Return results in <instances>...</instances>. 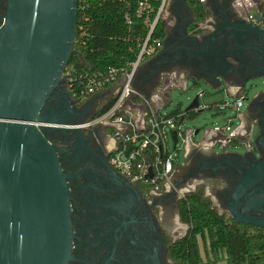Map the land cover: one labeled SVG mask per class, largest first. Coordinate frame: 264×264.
<instances>
[{
    "label": "water",
    "instance_id": "water-1",
    "mask_svg": "<svg viewBox=\"0 0 264 264\" xmlns=\"http://www.w3.org/2000/svg\"><path fill=\"white\" fill-rule=\"evenodd\" d=\"M183 9L193 14L186 0H181L179 12ZM78 18L79 0H7L0 26V264H69L72 260L71 197L67 183L70 175L64 172L49 135L57 130L80 131L72 126L96 115L83 118L79 114L77 101L70 96L65 83V71L74 54ZM263 19L264 7L263 13L256 16V23L235 21L214 27L209 35L190 37L187 31L181 34L179 18L176 29L167 33L162 50L144 64L145 70L152 72L149 81L142 83L138 72L137 90L148 96L147 83L151 85L155 80L162 88L171 67L180 63V55L190 53L185 86L193 77L212 90L225 87L230 94V88H237L238 95L230 94L237 98L247 84L259 82L263 87L256 86L258 90L252 99L255 100L264 94V28L258 25ZM224 28L230 29L223 37L230 40L229 47L225 41L218 44ZM239 65V69L245 67L246 73L254 70V75L242 81H229L228 75ZM114 94L112 89L90 99ZM204 94L199 93L187 107L185 118L190 112H195V116L205 112L200 103ZM169 100L168 94L164 106ZM249 100L246 97L245 101ZM181 115L178 108L164 119H178ZM71 116L79 119L72 120ZM210 131H205L200 143L192 141L200 130L194 131L191 138L186 137L190 147L201 146ZM172 139L176 150L178 131L172 133ZM251 139L233 141L246 144L247 153L224 154H250ZM263 168L264 163L250 168L236 184L230 202L233 220L262 229L264 218L243 214L238 211L237 202L262 176Z\"/></svg>",
    "mask_w": 264,
    "mask_h": 264
},
{
    "label": "flooded vegetation",
    "instance_id": "flooded-vegetation-1",
    "mask_svg": "<svg viewBox=\"0 0 264 264\" xmlns=\"http://www.w3.org/2000/svg\"><path fill=\"white\" fill-rule=\"evenodd\" d=\"M199 7L203 11L192 8L193 14L187 9L181 11V34L187 31L190 37L209 35L214 27L248 21L247 15L234 5V0H207ZM6 10L7 0H0V26ZM199 17L203 20L199 21ZM229 30L224 28L220 32L218 44L225 41L228 47L231 45L228 38L223 40ZM191 58L190 53H183L177 65L189 69L187 62ZM239 67L228 75L229 81H242L254 75V70L246 73L245 67ZM156 85L157 80L152 82L148 92ZM252 99L247 102V110L239 112L240 128L245 131L243 140L252 138L248 143L250 154L232 157L224 154L227 150L216 154L215 149L207 145L210 142L207 137L201 147L190 148L185 166L175 170L172 183L176 189L163 194L141 190L111 165L115 145L112 129L98 126L50 133L62 168L70 175L67 183L73 241L69 264H176L171 258V246L186 237L190 230L181 218V202L188 193L198 190H203L212 208L233 220L230 202L236 184L250 168L264 163V94ZM112 100L113 97L77 101V111L86 118L88 114H97ZM71 119L79 118L71 116ZM194 181L198 182L195 188L190 186ZM201 186H206L207 191ZM237 209L247 216L264 218V168L262 176L238 200ZM184 226L186 233L180 235Z\"/></svg>",
    "mask_w": 264,
    "mask_h": 264
},
{
    "label": "built area",
    "instance_id": "built-area-1",
    "mask_svg": "<svg viewBox=\"0 0 264 264\" xmlns=\"http://www.w3.org/2000/svg\"><path fill=\"white\" fill-rule=\"evenodd\" d=\"M87 0H79L80 6L85 8ZM126 7V20L130 24L132 17L143 20L148 29L146 38L139 44V53L136 60L130 65L129 70L123 75L116 69L109 71L108 75L87 77L78 95L74 76V67L66 68L65 83L73 93L74 100L81 101L92 96L115 89L112 96L114 103L101 115H95L85 123L72 126L74 129L87 130L93 127L104 126L113 131V147L110 163L138 187H142L150 193L163 194L176 189L172 183V177L176 169L180 168L174 163L176 157L169 147V138L176 128L177 119H164L159 116V110L164 106L168 98V84L162 89L167 94L166 101L156 107L153 97L145 96L136 88V77L141 66L149 59L157 55L163 48L164 41L155 38L161 21L168 17L170 0H118ZM200 4L207 0H192ZM84 2L83 5H80ZM234 5L241 9L249 22L256 23V16L263 13L264 0H234ZM261 7V8H260ZM256 10L254 14L252 11ZM264 28V19L258 24ZM183 87L186 88L185 85ZM245 96L240 95L231 105L227 102L219 104L221 110L234 108L238 112L244 107ZM230 130V128H226ZM239 127L229 137L223 135V130H211L207 137L210 138L208 146L215 148L218 144L222 148L240 138ZM240 130V131H239ZM239 132V133H238ZM194 130L187 132V137L193 136ZM179 135V132H178ZM245 136V135H244ZM180 141V137H179ZM187 157L190 145L187 138L183 139ZM205 143V140L202 142ZM179 145V143H178ZM178 145L174 152H179ZM200 147V146H199Z\"/></svg>",
    "mask_w": 264,
    "mask_h": 264
},
{
    "label": "trees",
    "instance_id": "trees-1",
    "mask_svg": "<svg viewBox=\"0 0 264 264\" xmlns=\"http://www.w3.org/2000/svg\"><path fill=\"white\" fill-rule=\"evenodd\" d=\"M196 11L200 3L186 0ZM81 2L80 5H83ZM203 18L199 17V21ZM148 29L143 20H126V7L118 0H87L80 6L74 54L68 68L74 67L75 87L79 95L87 77L108 75L116 69L122 76L129 70L139 53V44ZM167 29L161 21L155 38L165 40ZM68 92L75 98L70 88ZM84 100V99H83ZM114 100L99 111L104 113ZM189 113V118L195 117ZM141 190H144L140 187ZM182 221L190 227L186 237L172 244L171 258L176 264H264V229L238 223L212 208L203 190L188 193L181 202ZM203 242L205 258L199 241Z\"/></svg>",
    "mask_w": 264,
    "mask_h": 264
},
{
    "label": "rangeland",
    "instance_id": "rangeland-1",
    "mask_svg": "<svg viewBox=\"0 0 264 264\" xmlns=\"http://www.w3.org/2000/svg\"><path fill=\"white\" fill-rule=\"evenodd\" d=\"M254 14L257 13L256 10L252 11ZM257 83V84H256ZM249 83L246 86L244 91V95L249 99H252L259 89H262L261 83ZM259 83V84H258ZM259 85L257 88L256 86ZM255 86V88H254ZM187 90L184 91L182 88L173 87L168 90V94L170 95L169 104L165 105L162 109L159 110V116L164 117L175 109H181L182 115L177 119L176 128L179 132V152H174V143L173 139L170 136L169 138V147L172 154H175L176 157L174 159V163L178 166L184 167L186 164V150L183 139L187 137L188 130H200V134L198 136H194L192 141L195 143H200L202 138L205 135L206 130H223V135L229 137L232 133H234L241 126V119L239 112L234 108H227L221 110L218 106L221 103L227 102L229 104H233L236 98L230 96V94L226 91L225 87L219 90H212L208 87L203 81H198L196 78L191 77L188 80ZM205 92V94L200 98V103L202 107L206 108L205 112L200 115L195 116L193 119L189 117L185 118V110L192 103L195 97L201 93ZM248 103L244 102V107L241 112H245L247 110ZM226 128H230L227 130ZM216 154L223 153L222 148L218 144L215 148ZM228 153H238L245 154L248 152V147L246 144L240 143V141H236L229 145L227 151ZM198 182L194 181L190 184L191 187L195 188V185ZM205 191H207L206 186H201ZM183 190V189H182ZM187 227H182L180 230V235L186 233ZM201 254L205 258V251L203 242L199 241ZM219 264H227L226 261H221Z\"/></svg>",
    "mask_w": 264,
    "mask_h": 264
},
{
    "label": "crops",
    "instance_id": "crops-1",
    "mask_svg": "<svg viewBox=\"0 0 264 264\" xmlns=\"http://www.w3.org/2000/svg\"><path fill=\"white\" fill-rule=\"evenodd\" d=\"M186 3H187V1H186ZM187 5H188V3H187ZM180 6H181V0H170L169 8H168L169 15H168V17H166L164 19L165 24H166L167 33L173 32L177 27L179 18H182L181 12H179ZM151 59H149V60H151ZM149 60H147L146 62H148ZM144 64L141 66V69H140L139 75H138L139 78L143 81L142 83H144V82L146 83V81H149L150 75L152 74V72H149V71L147 72V70H145ZM144 73H146V74H144ZM188 73H189V69H185V67L183 68V66L180 67L178 65H173L171 67V70H169L168 74L165 76L164 80L168 81V83H169L168 85H170L169 87H171V88L178 87L179 88V87H182L184 85L186 77L188 76ZM149 86H151L150 83H147L146 87L149 88ZM229 92L231 95H238L240 91L237 88L236 89L230 88ZM148 95L153 97V102L157 108L160 107L166 101V98H167L166 97L167 94L164 92V90L161 87H158L157 85L150 92H148ZM239 134H240V138H242L245 135V131L241 130V132ZM198 147L199 146H197V148ZM194 148H196V147H194Z\"/></svg>",
    "mask_w": 264,
    "mask_h": 264
}]
</instances>
